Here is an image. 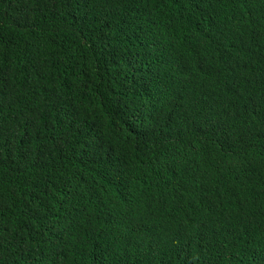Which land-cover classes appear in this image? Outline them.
Segmentation results:
<instances>
[{"label": "trees", "instance_id": "1", "mask_svg": "<svg viewBox=\"0 0 264 264\" xmlns=\"http://www.w3.org/2000/svg\"><path fill=\"white\" fill-rule=\"evenodd\" d=\"M261 9L0 0V264H264ZM229 59L238 94L196 99Z\"/></svg>", "mask_w": 264, "mask_h": 264}, {"label": "clouds", "instance_id": "2", "mask_svg": "<svg viewBox=\"0 0 264 264\" xmlns=\"http://www.w3.org/2000/svg\"><path fill=\"white\" fill-rule=\"evenodd\" d=\"M260 12L264 15V9H261ZM244 73H250L248 67L238 68L229 59L223 65L222 71H215L212 66V68L208 70L205 75H198L193 80V94L196 99L201 102L215 99L218 94L225 95L224 97H233L238 94V90L241 89L242 83L245 82V80L241 79ZM251 112V107L246 108L243 113V117L248 118L251 115ZM204 115L206 118H209L210 121L213 120L209 113H205ZM231 143H234L240 150H245L247 152V156L254 153L253 146L248 142H238V140L234 139ZM255 154L260 159L255 164L257 173L256 180L254 182V189L256 190L258 196L264 199V149L257 150ZM186 239H190L189 236H186Z\"/></svg>", "mask_w": 264, "mask_h": 264}]
</instances>
